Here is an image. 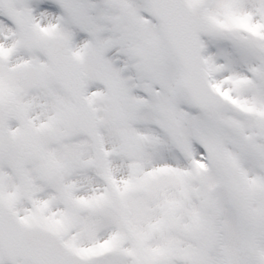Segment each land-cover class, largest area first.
Wrapping results in <instances>:
<instances>
[{
  "label": "snow or ice",
  "instance_id": "6c2138e0",
  "mask_svg": "<svg viewBox=\"0 0 264 264\" xmlns=\"http://www.w3.org/2000/svg\"><path fill=\"white\" fill-rule=\"evenodd\" d=\"M0 264H264V0H0Z\"/></svg>",
  "mask_w": 264,
  "mask_h": 264
}]
</instances>
